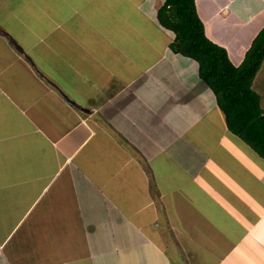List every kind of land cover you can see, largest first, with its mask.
<instances>
[{"label":"crops","instance_id":"1","mask_svg":"<svg viewBox=\"0 0 264 264\" xmlns=\"http://www.w3.org/2000/svg\"><path fill=\"white\" fill-rule=\"evenodd\" d=\"M19 1L0 0V264H264V157L171 49L164 0H123L128 16L108 0L93 19L52 0L68 46L41 39L40 53L12 34ZM195 1L240 64L264 0ZM110 21L119 34L91 51L89 28Z\"/></svg>","mask_w":264,"mask_h":264},{"label":"trees","instance_id":"2","mask_svg":"<svg viewBox=\"0 0 264 264\" xmlns=\"http://www.w3.org/2000/svg\"><path fill=\"white\" fill-rule=\"evenodd\" d=\"M157 18L174 32L171 49L198 62L199 76L213 90L228 129L264 157V108L253 88L264 61V27L236 65L227 49L206 35L195 0H164Z\"/></svg>","mask_w":264,"mask_h":264},{"label":"rangeland","instance_id":"3","mask_svg":"<svg viewBox=\"0 0 264 264\" xmlns=\"http://www.w3.org/2000/svg\"><path fill=\"white\" fill-rule=\"evenodd\" d=\"M126 1H128V0H126ZM126 1L123 2V0H114V7L117 8V7H119V5H123L125 8V15L128 16V9H127V2ZM76 2H78V4H76V5H79V6L83 5V7H84L83 9H85V10H87V8L90 9L87 13L89 15H92V19H93L94 18L93 12L96 10L99 11V10L106 8V3L108 2V0H71V3H73V4H75ZM138 2H140V0H136L135 5ZM36 4H39V7L41 9L45 6L44 8H46L47 10L42 9L43 11L40 10V13L35 11L33 9L32 5H36ZM73 4H72V6H73ZM17 5L18 6H24L23 9H26L28 7L27 6L28 4H26L25 2H23L21 0L19 2H17ZM128 5H129V3H128ZM11 6H12V4H11ZM129 6H131V5H129ZM29 7H30V9L27 10L26 13H24L25 11H23V13L21 12L22 15L19 19L13 20L12 34L19 40L22 38L24 40V42L27 44V46L29 48L31 47V50L33 53H40V42L42 41L41 39H44L47 41L54 40V43L60 42V45L64 44L65 48L67 49V46H68L67 35H64V33H62L60 31V29L55 25V23L50 24L48 19L45 18V14H47L46 11H48L51 15L53 14V8H54V11L57 14V16L60 15V17H61V15L65 13V11H64L65 8H64V10H60V9H62V6L57 1L54 2L52 0H30ZM114 7L110 9L109 13H111L114 10ZM15 8L17 9V6ZM56 10H57V12H56ZM67 10H68V8H66V11ZM70 12L72 13L73 11L70 10ZM89 12H91V13H89ZM98 15H100L99 12H98ZM129 18H132V15L129 16ZM77 19H78V17L76 16L74 18V20L77 21ZM92 21L95 23V20H92ZM102 24L103 25H101V27L104 26V27L108 28L107 21H103ZM110 24H111V31H112L111 34L106 32V31H100L99 34H95L97 32H94L92 27L89 28L90 31H89V34H86V35H88V37L86 38L87 39L86 41L89 42L90 45L88 46V48L91 51H92L91 43H92V47H93L95 40H97L98 42H107V41L113 40V38L119 34L116 30L115 31L113 30L115 28H113L112 21H110ZM27 25H28V27H27ZM66 25L69 26V28H71V21H68V23H66ZM251 26L255 27V25H252V24H251ZM241 27L242 28L250 27V25L246 26L245 24H242ZM208 32L210 34L212 33L209 30H208ZM84 35L85 34H83L80 38H83ZM251 43H252V41H251ZM251 43H250V45H251ZM250 45H249V47H250ZM89 49H88V51H89ZM93 50H94V52H97L96 49H94V47H93ZM91 55H92V53H90L86 57V60H89L91 58ZM235 55H236L235 56L236 60H240V59L243 60V58H244L241 54L235 53ZM244 55H245V53H244ZM60 69L63 72L67 70L64 67H62ZM253 88L261 94V105L264 108V61L261 65L258 73L256 74V77H255L254 83H253ZM244 149H245L246 153L251 152V151H249L248 147H246V146L244 147ZM243 155H244V153H243ZM247 157L248 156H246V158ZM247 162L252 163L249 161H247Z\"/></svg>","mask_w":264,"mask_h":264}]
</instances>
